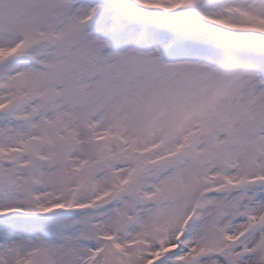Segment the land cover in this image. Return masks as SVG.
<instances>
[{"label": "snow or ice", "instance_id": "obj_1", "mask_svg": "<svg viewBox=\"0 0 264 264\" xmlns=\"http://www.w3.org/2000/svg\"><path fill=\"white\" fill-rule=\"evenodd\" d=\"M0 264H264V0H0Z\"/></svg>", "mask_w": 264, "mask_h": 264}]
</instances>
